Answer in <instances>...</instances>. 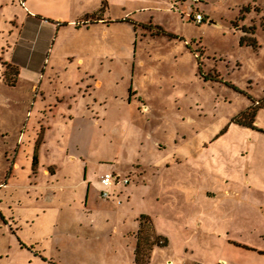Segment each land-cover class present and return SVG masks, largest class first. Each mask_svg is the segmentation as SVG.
I'll use <instances>...</instances> for the list:
<instances>
[{
    "label": "rangeland",
    "instance_id": "374dc122",
    "mask_svg": "<svg viewBox=\"0 0 264 264\" xmlns=\"http://www.w3.org/2000/svg\"><path fill=\"white\" fill-rule=\"evenodd\" d=\"M23 2L0 0V264H134L141 215L169 240L149 264H264V132L235 121L264 104V0H30L59 31ZM105 172L130 183L102 197Z\"/></svg>",
    "mask_w": 264,
    "mask_h": 264
},
{
    "label": "trees",
    "instance_id": "16d2710c",
    "mask_svg": "<svg viewBox=\"0 0 264 264\" xmlns=\"http://www.w3.org/2000/svg\"><path fill=\"white\" fill-rule=\"evenodd\" d=\"M100 11V10H99ZM87 17V16H86ZM99 18L95 19V21H98ZM85 21H89L88 18L85 19ZM62 24V23H60ZM78 26V25H77ZM253 31V29H252ZM251 45H255L256 44V40L255 39H252L251 41H249ZM240 44H244V40L241 39L240 40ZM6 65V69H14L13 65H11L10 63H5ZM16 73L18 72L16 69H15ZM8 71H6V81L8 82L9 85H12V83L10 81H8ZM258 108H264V104L262 105H257L254 107V108H250L246 111H244L242 113V117H245V120H238L236 119V123L244 126V127H248V128H251L253 130H259L261 132H264V129L261 128V127H258L256 124H255V117H256V114H257V111H258ZM39 145H40V141H38V143H36V146H35V151H34V155H33V162H32V169H36V165L38 164V148H39ZM9 174V173H8ZM141 218L145 219V220H141L140 222V228L138 230V237H137V243H136V247H135V250H134V264H149L150 262V251L153 250V247L154 246H160V247H164V246H167L168 245V238L163 235V234H160V233H157L156 230H155V227L153 225V222H152V219L149 215H141ZM148 227V228H151V233H152V239L149 241L147 240L146 237L143 236V230L145 227ZM144 241H145V245L146 247L144 246ZM23 246L24 243L23 242H20ZM239 245V244H238ZM146 249L148 251H146Z\"/></svg>",
    "mask_w": 264,
    "mask_h": 264
},
{
    "label": "built area",
    "instance_id": "2783aa9c",
    "mask_svg": "<svg viewBox=\"0 0 264 264\" xmlns=\"http://www.w3.org/2000/svg\"><path fill=\"white\" fill-rule=\"evenodd\" d=\"M190 1L193 4H197L202 0H190ZM191 18L194 19L196 22H201L204 20V16L200 12L195 13V15L191 16ZM121 183L128 184L130 183V179L128 177H122L119 173L105 172L100 178V185L104 187V189L101 190L102 197L105 198L110 197L111 196L110 188H112L116 184H121Z\"/></svg>",
    "mask_w": 264,
    "mask_h": 264
},
{
    "label": "crops",
    "instance_id": "0c3cea01",
    "mask_svg": "<svg viewBox=\"0 0 264 264\" xmlns=\"http://www.w3.org/2000/svg\"><path fill=\"white\" fill-rule=\"evenodd\" d=\"M24 4H25V7L24 8L21 7V9L24 10V13H25L26 18L29 17V18L39 19L41 21V25H44L45 24V22H42V21H46L48 23L47 25L51 26L56 31H59V29H60L61 26H58V23H55L54 20H56V19H53L51 17H47V16H44V15H41L38 10H36L34 8H31L30 0H25ZM0 7H3V4H1ZM85 16L86 15H84L83 17H85ZM79 19H82V18H79ZM82 20L85 21V18L82 19ZM68 21L72 25H76V26L78 25L77 21H75V20H68ZM98 21H95V23H96L95 25L99 24ZM86 23H88V21ZM256 116H257V114H256ZM255 124L257 125V123H256V117H255ZM232 243H234L236 246H245V244H241V243H238V242H234L233 240H232ZM252 249L255 250L254 248H252ZM259 253L260 254H264V251L259 250ZM168 264H173V262L169 261Z\"/></svg>",
    "mask_w": 264,
    "mask_h": 264
}]
</instances>
